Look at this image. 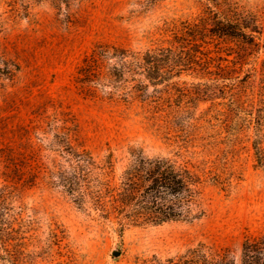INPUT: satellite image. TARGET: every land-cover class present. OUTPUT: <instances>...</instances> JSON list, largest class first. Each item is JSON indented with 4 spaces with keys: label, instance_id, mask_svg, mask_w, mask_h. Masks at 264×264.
I'll return each instance as SVG.
<instances>
[{
    "label": "rangeland",
    "instance_id": "374dc122",
    "mask_svg": "<svg viewBox=\"0 0 264 264\" xmlns=\"http://www.w3.org/2000/svg\"><path fill=\"white\" fill-rule=\"evenodd\" d=\"M202 1L71 0L62 10L40 1L18 10L0 0V225L11 232L9 250L21 249L18 264H142L199 243L231 250L241 264L244 240L264 233V157L254 160L247 122L263 112L264 152L263 45L232 38L201 43L212 58V78L184 75L186 96L171 105L197 118L204 134L198 141L209 143L212 158L228 156L232 183L205 185L202 218L130 226L120 234L49 185L38 166L49 160L53 133L65 127L75 145L95 156L112 150L119 164L133 145L174 153L179 127L150 115L137 99L86 84L81 67L102 47L161 43L166 24L195 19ZM234 1L264 18V0Z\"/></svg>",
    "mask_w": 264,
    "mask_h": 264
},
{
    "label": "trees",
    "instance_id": "16d2710c",
    "mask_svg": "<svg viewBox=\"0 0 264 264\" xmlns=\"http://www.w3.org/2000/svg\"><path fill=\"white\" fill-rule=\"evenodd\" d=\"M40 1H48L58 10L71 3V0H10L18 10ZM163 30L161 43L143 50L102 47L85 60L81 74L82 81L95 89L110 97L137 99L150 115L165 117L169 126L179 127L174 136L177 148L174 153L149 154L143 147L133 145L119 164L112 150L95 156L75 145L69 128L65 127L53 133L49 160L38 165L49 185L61 188L78 208L90 216L94 214L93 218L114 224L120 234L130 226L202 218L206 213L201 205L205 185L230 186L228 156L216 154L212 158L209 143L198 141L204 134L198 135L197 118L171 105L186 96L184 75L212 78L207 76L212 58L201 44L209 38H232L252 47H264V18L234 0H203L202 11L195 19L168 23ZM235 59H241L239 53ZM219 76L225 80L230 77ZM247 120L253 132V157L259 162L264 157L260 140L263 112L251 114ZM10 235L0 225V246L6 252L0 253L2 264H18L20 258L16 257L22 254L18 246L15 252L9 250L5 239H10ZM142 264H236V258L231 250L199 243L174 255L153 254L144 258ZM241 264H264V233L244 240Z\"/></svg>",
    "mask_w": 264,
    "mask_h": 264
}]
</instances>
